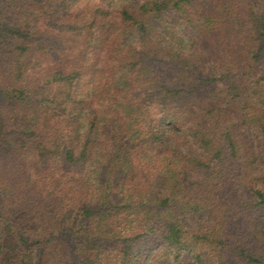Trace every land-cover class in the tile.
<instances>
[{"label": "trees", "instance_id": "16d2710c", "mask_svg": "<svg viewBox=\"0 0 264 264\" xmlns=\"http://www.w3.org/2000/svg\"><path fill=\"white\" fill-rule=\"evenodd\" d=\"M161 246L264 264V0H0V264Z\"/></svg>", "mask_w": 264, "mask_h": 264}, {"label": "rangeland", "instance_id": "374dc122", "mask_svg": "<svg viewBox=\"0 0 264 264\" xmlns=\"http://www.w3.org/2000/svg\"><path fill=\"white\" fill-rule=\"evenodd\" d=\"M128 3L133 4H141L144 2V0H127ZM161 22L157 21L155 23V27H159ZM205 221V216H200L198 217L197 221L193 219H188V223L190 225H193L194 223H199V222H204ZM145 264H173L171 255H170V250L165 247H153L149 250L148 256L146 258ZM189 264H198L196 260H191Z\"/></svg>", "mask_w": 264, "mask_h": 264}]
</instances>
